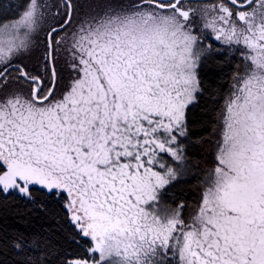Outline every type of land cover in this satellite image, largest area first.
I'll list each match as a JSON object with an SVG mask.
<instances>
[{
    "label": "snow or ice",
    "instance_id": "snow-or-ice-1",
    "mask_svg": "<svg viewBox=\"0 0 264 264\" xmlns=\"http://www.w3.org/2000/svg\"><path fill=\"white\" fill-rule=\"evenodd\" d=\"M0 257L264 264V0H0Z\"/></svg>",
    "mask_w": 264,
    "mask_h": 264
},
{
    "label": "trees",
    "instance_id": "trees-1",
    "mask_svg": "<svg viewBox=\"0 0 264 264\" xmlns=\"http://www.w3.org/2000/svg\"><path fill=\"white\" fill-rule=\"evenodd\" d=\"M9 3H16L17 0H7ZM11 15V13H10ZM238 60V58H237ZM25 63H28L31 67L35 60L32 61L26 60ZM235 67V64L231 65H224V71L221 76V78L218 80L219 84L225 85L224 90L227 91V85L230 83L229 77L231 73L228 71L229 67ZM212 107V104L209 103L208 107H200L198 109H193L192 113L190 114L191 119L198 120V121H207L210 118H214V115H211L209 112V109ZM211 128H209L208 132H205V140L209 141V143H206L201 150L200 153H198L199 158V171H197L194 175L188 177V180L186 183H184L180 189L177 190L178 196L177 199H182L185 203V210L184 214L188 215L196 206V203L199 201L202 188H203V174L204 171L211 168L213 166V143H212V137L210 136ZM3 227H5L8 230H11L12 228H19V227H25V222L18 217H13L11 214L7 215L3 219ZM41 226H43L45 229L52 228L56 229L57 224L51 217L46 218H34L31 227H34L36 229H39ZM0 259H4V257H0Z\"/></svg>",
    "mask_w": 264,
    "mask_h": 264
},
{
    "label": "rangeland",
    "instance_id": "rangeland-1",
    "mask_svg": "<svg viewBox=\"0 0 264 264\" xmlns=\"http://www.w3.org/2000/svg\"><path fill=\"white\" fill-rule=\"evenodd\" d=\"M239 59V58H238Z\"/></svg>",
    "mask_w": 264,
    "mask_h": 264
}]
</instances>
